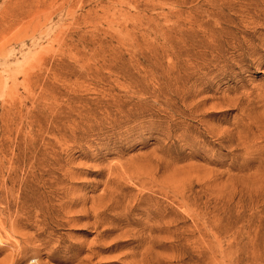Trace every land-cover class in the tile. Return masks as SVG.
I'll return each instance as SVG.
<instances>
[{
	"label": "rangeland",
	"instance_id": "rangeland-1",
	"mask_svg": "<svg viewBox=\"0 0 264 264\" xmlns=\"http://www.w3.org/2000/svg\"><path fill=\"white\" fill-rule=\"evenodd\" d=\"M0 264H264V0H0Z\"/></svg>",
	"mask_w": 264,
	"mask_h": 264
}]
</instances>
